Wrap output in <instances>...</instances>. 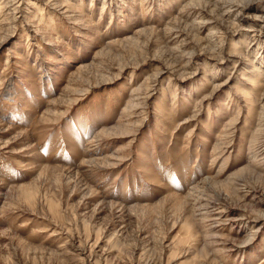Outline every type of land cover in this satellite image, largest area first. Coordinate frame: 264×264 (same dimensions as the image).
<instances>
[{
	"label": "rangeland",
	"instance_id": "1",
	"mask_svg": "<svg viewBox=\"0 0 264 264\" xmlns=\"http://www.w3.org/2000/svg\"><path fill=\"white\" fill-rule=\"evenodd\" d=\"M0 264H264V0H0Z\"/></svg>",
	"mask_w": 264,
	"mask_h": 264
}]
</instances>
